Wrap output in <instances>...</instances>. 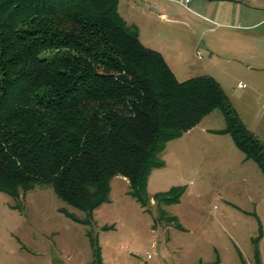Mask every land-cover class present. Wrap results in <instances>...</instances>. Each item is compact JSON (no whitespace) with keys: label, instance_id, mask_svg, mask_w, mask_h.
<instances>
[{"label":"trees","instance_id":"obj_1","mask_svg":"<svg viewBox=\"0 0 264 264\" xmlns=\"http://www.w3.org/2000/svg\"><path fill=\"white\" fill-rule=\"evenodd\" d=\"M117 1L0 0V192L17 199L47 184L83 217L59 211L83 225L107 201L113 175L126 178L141 207L175 204L183 187L148 196L147 176L162 165L165 142L213 108L224 125L212 131L228 133L264 175V144L219 83L208 74L178 80ZM86 235L89 264H101L96 238Z\"/></svg>","mask_w":264,"mask_h":264},{"label":"rangeland","instance_id":"obj_2","mask_svg":"<svg viewBox=\"0 0 264 264\" xmlns=\"http://www.w3.org/2000/svg\"><path fill=\"white\" fill-rule=\"evenodd\" d=\"M254 3L262 6L261 0ZM254 3L118 0L116 9L144 45L162 54L178 80L211 75L245 126L264 144V71L246 67L248 62L256 63L248 56L253 41L244 34L252 29L244 27L264 11L263 6L251 7ZM258 27L264 28V22ZM254 83L258 90L252 89ZM223 125L220 110L213 108L187 133L167 140L157 154L162 165L149 172L146 193L151 196L181 186L175 204L150 200L141 207L128 194L126 178L113 175L107 201L83 225L59 211L83 217L47 184L35 183L17 199L0 192V264H33L40 252L42 259L54 264H82L89 258L87 232L120 254L145 255L156 235L151 224L157 221L170 226V241L179 246L180 251L166 250L174 264H202L214 258L218 264H256L251 238L258 234L263 235L258 250L264 264V175L228 133L200 131L202 126ZM167 216H175L176 222H168Z\"/></svg>","mask_w":264,"mask_h":264},{"label":"crops","instance_id":"obj_3","mask_svg":"<svg viewBox=\"0 0 264 264\" xmlns=\"http://www.w3.org/2000/svg\"><path fill=\"white\" fill-rule=\"evenodd\" d=\"M254 1L255 0H253V3H254ZM261 1H262L261 5L264 8V0H261ZM254 4L251 7H253V8L262 7V6H259L256 4L254 5ZM259 15L260 16H258L255 21L250 22L249 24L245 25L246 27H244L246 30L252 29V30L244 31V34L247 37H250L253 41V44H252V47L250 48V52L248 53V56L252 57L253 62L256 64L254 66H251L252 64L250 62H248V64H246V67L248 69H250L252 72L264 71V62L260 61V59H264V28L258 27L260 24H262L264 22V11L259 12ZM259 54L262 57V58L260 57V59H259ZM255 58H257L259 60L255 62L254 61ZM257 82L262 83L258 77H257ZM251 87L254 90H258V89H256V88H258L256 83H254ZM198 122L196 124H198ZM195 125H193L192 127H190L189 129H187L183 132L187 133ZM219 128H221V127H219ZM212 129H217V128L203 127V126L200 127V131L214 132V131H212ZM151 225L154 226L152 230L154 232H156V235H155V238L152 239L151 244H150L151 251L148 253L149 257H146V255H143V253L140 255H136V254H133L129 251L125 252L123 254H120L118 250L114 249L113 247H110L109 243L107 244L104 242V244L98 243L100 258H101V264H174L172 256L171 255L166 256V250L169 251L170 247L176 248L178 251H180V250H179V246L177 245V243H175V241H170V236H169L170 233L168 232V231H170V226H167V223H165V222H159V221H157L155 223L152 222ZM155 226H157V227H155ZM173 229L177 230L176 227ZM253 238H251V240ZM262 238H263V235L260 234V237L257 241V250H258V242ZM88 244H89V242H88ZM173 245H175V247ZM89 247H90V245H89ZM185 250H186V248L184 247V250H183L184 253H185ZM258 255H259V259H260L259 250H258ZM39 257L40 258H37L36 260H32L33 264H35V263L36 264H54V263H52V261H50L49 259H46L45 257H43V259H42L41 252L39 254ZM252 257H253V255H252ZM90 260H91V248L89 250V258L87 260H85L84 263H82V264H89ZM212 260L213 261H203L202 264H218V259L214 258ZM74 264H81V263L75 262ZM260 264H262L261 261H260Z\"/></svg>","mask_w":264,"mask_h":264},{"label":"built area","instance_id":"obj_4","mask_svg":"<svg viewBox=\"0 0 264 264\" xmlns=\"http://www.w3.org/2000/svg\"><path fill=\"white\" fill-rule=\"evenodd\" d=\"M178 1L181 2V3H186L189 0H178ZM145 255H146V257H149V254L147 252H145Z\"/></svg>","mask_w":264,"mask_h":264}]
</instances>
